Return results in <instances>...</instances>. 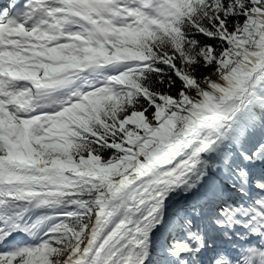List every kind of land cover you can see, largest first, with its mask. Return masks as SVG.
I'll list each match as a JSON object with an SVG mask.
<instances>
[{
	"label": "snow or ice",
	"instance_id": "1",
	"mask_svg": "<svg viewBox=\"0 0 264 264\" xmlns=\"http://www.w3.org/2000/svg\"><path fill=\"white\" fill-rule=\"evenodd\" d=\"M0 264H264V0H0Z\"/></svg>",
	"mask_w": 264,
	"mask_h": 264
}]
</instances>
